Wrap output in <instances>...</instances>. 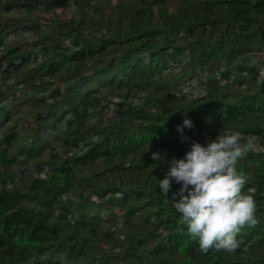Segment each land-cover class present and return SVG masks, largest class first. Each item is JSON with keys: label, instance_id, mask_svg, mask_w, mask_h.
<instances>
[{"label": "trees", "instance_id": "trees-1", "mask_svg": "<svg viewBox=\"0 0 264 264\" xmlns=\"http://www.w3.org/2000/svg\"><path fill=\"white\" fill-rule=\"evenodd\" d=\"M69 3L0 0V10L8 12L18 6L30 12L40 5L49 10ZM154 5L159 8L158 21L153 17ZM82 15L77 21H59L40 37L31 38L39 48L22 41L5 48L1 58L7 60L8 71L13 66L15 71L22 68L21 79L28 84L37 74L47 75L48 81L33 86L34 139L20 144L16 152H11V147L25 122L20 118L21 127H16L19 120L12 117V109L26 102L25 98H14L18 103L1 109L0 264H106V254L95 244L112 236L99 228L104 218L100 210L107 211L109 218L115 213L113 208L126 203H130L123 212L126 227L127 215L137 210L136 206H146L147 213L133 222L139 230L124 229L116 235L122 237L117 264H264V146H259L264 144V75L256 80L260 70L255 60L248 68L243 64L251 59L254 49L257 54L264 53V0H183L171 12L164 0H139L119 6L113 23L104 14L89 24L91 19ZM84 25L95 28L96 33L86 34ZM6 26L0 23V47L5 43L2 34ZM38 26L25 21L21 28L32 32ZM181 48V68L160 75L170 62L178 61ZM260 57L264 60V54ZM87 60L91 64L83 71L81 62ZM239 68L246 70V79ZM59 69L65 87L62 91L51 89L47 97L52 102L41 108L46 98L40 96L36 102L38 93L51 88V77ZM184 79L192 80L197 92L171 93ZM247 80L249 86L241 89ZM82 82L92 85H85L80 93ZM141 90L146 99L133 107L131 100L136 95L131 96L132 92L138 95ZM113 94L123 95L114 111L117 119L103 124L100 118L87 125L90 108ZM129 96L130 100H124ZM60 98L70 106L68 117L55 114ZM44 114L51 116L50 123L60 122L54 133L56 142L65 152L73 148L77 152L64 156L56 166L50 165L40 176L27 166L39 164L37 160L45 163L41 159L45 139L39 134ZM185 116L194 123L192 129L184 130L188 140H182L177 131ZM223 129L239 130L243 142L252 141L237 167L248 175L243 191L254 196L260 222L241 228L235 251L203 252L197 238L178 222L179 213L171 199L179 185L173 184L165 196L158 178L163 177L167 161L172 156L182 157L192 140L205 143ZM91 130L97 140L89 139ZM158 145L163 149L158 151ZM52 161L47 158L50 164ZM69 162L80 167L96 162L101 166L89 169L85 177H76L77 167ZM43 169V165L37 168ZM120 174L122 178L117 179ZM87 185L92 188L90 193L85 191Z\"/></svg>", "mask_w": 264, "mask_h": 264}, {"label": "rangeland", "instance_id": "rangeland-1", "mask_svg": "<svg viewBox=\"0 0 264 264\" xmlns=\"http://www.w3.org/2000/svg\"><path fill=\"white\" fill-rule=\"evenodd\" d=\"M136 2H139V0H119V1H115V0H109V1H105V0H70V3L65 6V7H55L52 9H44L41 5L37 6L33 11H26L24 10L23 7H15L13 10L11 11H3L0 10V23L3 24H7L6 29L3 31L2 34V38H4V45L2 47H0V98H5V100H0V119L4 116L3 111H1L2 108H7V105L9 104H16L18 103V101H20L21 99L25 98L26 102H23V104H19L17 106H15L12 109V117L13 118H17V125L16 127H21V122H20V118L24 119L25 125H24V130H21V135L20 137L12 144L11 147V152H16L19 148L20 144H24V143H28V141H32V139H34V132L36 130H34V115H33V111H35V106L34 104L32 105V103L30 101V96L31 94L34 93V87L36 84H38L39 82H44L46 84V82L48 81V76L47 75H41V74H37L36 76L31 78L30 84H28L25 81H22V71L23 69L21 68L20 71H15V66H13L12 68H10V70L8 71V69H6L7 67V60H2V55L5 51V48H9L10 46L13 45H18L20 44V42L22 41H26L27 42V46L33 47L35 46L36 48L40 47V44L38 42H36L35 44L33 43V38L35 39V37H40L41 35H43V33L48 30L51 29L55 26V23L57 24L59 21H66L68 19H74V21H77L78 18L82 15V18H84L87 21H91L89 22L92 23L93 21H97V19L99 17H102L104 14L107 15L110 18L111 23H113L114 21H116V19H118V16H116L118 14V9L119 6L124 7V6H129L130 4H134ZM183 2V0H164V3L166 5V7L168 8V11L171 12L172 9L176 6H179L181 3ZM118 8H117V7ZM154 9V13H153V17L155 18V21H158V14H159V8L154 5L153 6ZM112 13V14H111ZM110 16H109V15ZM25 21H33L34 23H36L38 26V28H36L35 30H32V32H27L24 31L21 26L22 23ZM75 23V22H74ZM84 32L88 35H91L93 33H96V29L95 28H88L87 25L83 26ZM99 30V29H98ZM160 35L157 34L156 37H159ZM32 38V39H31ZM174 39V37L172 38ZM178 40V39H177ZM179 42H182L181 40ZM184 43V42H183ZM182 44V43H181ZM184 47V45H183ZM169 48V47H168ZM184 48H181L179 51V59L177 62L175 63H169L167 69H164L160 75H165L166 73H171L172 71H178V69L181 68V65H183L182 62V58L184 56H182V52L181 50H183ZM186 49V48H185ZM263 52H256V50H253V53L251 54V59H248L246 62H244L243 64L245 65V68H248L250 65L251 61H256L259 70H260V74H257V78L256 80L261 79V76L264 75V60L263 58L260 57V55H263ZM177 60V59H176ZM179 62V63H178ZM185 63V62H184ZM81 66H82V70H85L86 66H89L91 64V61L87 60L85 63L81 62ZM91 68H87V70ZM239 70L241 71V76H243V74L245 75V79L247 78L246 76V70L243 71L242 68H239ZM89 72H87L88 74ZM63 74L62 69H59L58 71L55 72L54 76L51 77V82L49 84L48 87L51 88H47L44 91H42L40 93H38V98L36 99V102H39V97L43 96L46 98V102L41 103V108H47V101L50 103L52 102V98H48L47 95L53 91L51 89H58L59 91H62L65 87L64 85V81H60L63 80L61 75ZM234 74V73H233ZM242 79V77L240 78ZM91 80V79H90ZM89 80V81H90ZM22 81V82H20ZM77 82V81H76ZM83 83V82H82ZM184 83V84H183ZM15 84V86L13 87H9V85H13ZM92 83L91 82H84L83 85H80V93H82V90L84 91L85 89H83V87L86 85L87 88L89 86H91ZM193 81L192 80H182L179 81L178 83H176L175 87L172 88L171 93H175V95H180L183 94V92L188 91V92H193L196 93L197 90L193 88ZM243 86L241 87V89L245 90V87L249 86V82L248 80L242 84ZM232 87H234L233 85H231ZM240 86V84H239ZM57 87V88H56ZM34 88V89H33ZM86 88V89H87ZM99 88V87H98ZM94 89V87H93ZM37 90V89H36ZM152 90V89H150ZM167 91V90H165ZM183 91V92H182ZM144 91H140V94H134L131 96H135V99H132V105H140L142 103V101H144L146 98L143 95ZM122 93V91L120 92V94ZM155 93H159V91H155ZM169 94V92H168ZM123 95H117V94H113V95H107L105 98H103L101 101V106H97L95 109L94 108H90L91 111V115H90V119L88 118L87 121V125H89L90 123L93 124V122L97 121L98 119H103V124H106L108 121V119L111 118L112 121H115V119H117V115L114 114V111L116 110V108L118 107V103H120L121 101H123L122 98ZM131 96L124 98V100H130ZM17 99L15 102V100L13 99ZM133 105V107H135ZM70 111V106L68 105V102H66V100L60 98L58 100V102L56 103V110H55V114L60 115V114H66V117L70 116L69 114ZM43 121L42 124L40 125V129H39V134L40 137L45 139V143L43 144L44 147V153L45 156H42L41 159H43V161H45V163L38 161L37 163L39 164H32L29 163L27 168L28 171H30L31 173H34L33 175H40V176H44V174L49 170V166L51 165L56 166L58 163H60V161L62 159H64V156L69 155L70 153H74L77 152V149H74L68 152H65L63 147L61 144H59L58 142H56L55 138H54V133L56 132V128L59 125V121L57 122H53L50 123V118L51 116L47 117V114L43 115ZM53 117H55L56 115H52ZM11 123V122H10ZM77 123H79V121H77ZM77 123L74 125V128L77 126ZM44 124V125H43ZM12 124H9L8 126H10ZM27 125V128H25V126ZM61 125V124H60ZM55 126V127H54ZM64 127V126H63ZM61 127V128H63ZM65 129V128H64ZM33 134V135H32ZM53 134V135H52ZM89 139L90 140H97L98 136H96V134H94L92 132V130L89 133ZM46 140L47 143L46 144ZM255 145L257 146L258 143L256 142ZM254 145V147H255ZM259 146H264V144L259 145ZM158 151L162 150V146L158 145L157 146ZM87 149V148H86ZM165 151L167 152V150L165 149ZM43 153V152H42ZM53 156V158H52ZM47 158L50 160H53L51 162V164L49 162H47ZM40 160V159H39ZM70 165L77 167L76 171H75V176L76 177H85L87 172L93 169H99V167L101 166L98 162L96 163H92L90 165L84 166V167H80L76 164H73L71 162H69ZM44 167L43 170H37L38 167L42 166ZM114 173V172H113ZM112 176H115V174H112ZM123 176L122 174H120L119 176H117V179L119 177ZM122 178V177H121ZM110 180H113L110 178ZM104 183V181H102ZM92 188L90 186H86L85 191L86 193H90V190ZM94 197H96V194H93ZM136 203V202H135ZM130 203H126L124 206H116L114 209V214L111 215L109 218H107L105 215L107 214V211H102V209L100 210L102 212V216L103 218V222L100 225V229L101 230H105L108 231L109 234L112 236L109 238V240H107V242H100L99 240L95 241V246H98L100 248V250L104 251L101 254H106L105 257H107V261L106 264H117V253L120 251L119 247L122 244V237L120 235V237H116V235L120 234L121 231L120 230H130L131 232H135L137 229L139 230L138 226H136L133 222L136 219H139L140 216L144 215L147 213L146 210V206H136V209L133 213H129V215H127L128 219H129V224L127 225V227L124 224V221L122 223V219L124 220L126 218V216L123 215L124 210H126V208L128 207ZM109 206L112 205L111 204H107ZM91 213H94L93 207H90ZM130 216V217H129ZM154 221V220H153ZM152 221V222H153ZM126 227V228H125ZM163 232H167L166 228H164ZM149 236V235H148ZM114 239H116V242L114 241ZM150 239V237H147V240ZM120 240V241H119ZM150 241V240H149Z\"/></svg>", "mask_w": 264, "mask_h": 264}, {"label": "clouds", "instance_id": "clouds-1", "mask_svg": "<svg viewBox=\"0 0 264 264\" xmlns=\"http://www.w3.org/2000/svg\"><path fill=\"white\" fill-rule=\"evenodd\" d=\"M193 127V121L185 116L177 125L182 140L189 139L185 128ZM242 135L239 130L223 129L205 143L192 140L182 157L172 156L167 161L163 177L158 178L165 196L173 184L179 185L171 199L179 213L178 222L197 238L203 252L235 251L241 228L260 222L254 196L243 191L248 175L237 167L252 147V141L243 142Z\"/></svg>", "mask_w": 264, "mask_h": 264}]
</instances>
